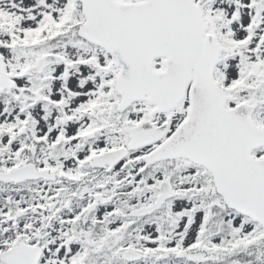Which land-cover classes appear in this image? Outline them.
I'll list each match as a JSON object with an SVG mask.
<instances>
[{
	"label": "snow or ice",
	"instance_id": "6c2138e0",
	"mask_svg": "<svg viewBox=\"0 0 264 264\" xmlns=\"http://www.w3.org/2000/svg\"><path fill=\"white\" fill-rule=\"evenodd\" d=\"M0 264H264V0H0Z\"/></svg>",
	"mask_w": 264,
	"mask_h": 264
}]
</instances>
